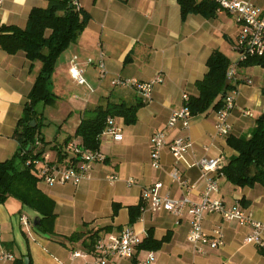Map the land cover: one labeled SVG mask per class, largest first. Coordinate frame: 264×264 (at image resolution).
<instances>
[{"label":"crops","instance_id":"0c3cea01","mask_svg":"<svg viewBox=\"0 0 264 264\" xmlns=\"http://www.w3.org/2000/svg\"><path fill=\"white\" fill-rule=\"evenodd\" d=\"M245 1L264 12V0ZM79 3L90 16L88 25L59 56L52 74V86L59 91L72 89L77 99L69 116H75L73 132L64 142L75 134L86 111L100 105H139L137 118L128 123L123 116L113 117L123 137L118 139L106 130L102 133L99 150L106 159L94 164L90 178L78 184L39 182L40 189L54 202L55 216L51 219L16 197L0 203V264L17 260L27 264V257L29 264H99L87 236L95 231L104 236L119 233L125 226H132L143 241L149 236L163 241L156 248L140 246L132 258L113 257L107 264H142L151 253L154 259L148 264H264V247L246 241L250 225L208 213L204 229L210 233L221 227L225 244L217 248L203 245L200 251L188 238L192 219L188 210L182 216L154 211L143 199L145 188L162 182V195L201 201L208 175L197 161L220 157V167L209 174L219 183L211 198L227 205L239 203L255 219L264 221V184L238 185L222 170L238 152L228 145V136L217 131V110L193 114L188 128L178 123L169 129V141L188 137L192 146L182 160H177L166 146L160 166L152 165V135L167 128L172 114L185 105L186 94L199 93L197 82L207 73V61L215 49L239 64L235 82L238 95L229 117L231 134L250 135L256 117L264 114V65L240 62V55L233 60L230 55L239 54L233 49L240 32L237 17L217 10L215 16L190 13L183 18L179 0ZM46 5V0H4L0 4V25L24 28L31 10ZM101 62L106 77L101 75ZM41 66L40 61L28 59L23 50L10 54L0 47V161L13 157L20 149L15 132ZM72 67L84 70L87 84H80L72 76ZM158 76L163 81L154 86L150 102H145L136 89L115 87L111 82L114 77L150 81ZM174 172L179 173V180L172 179ZM111 174L119 176L114 183L108 180ZM130 179L135 182L130 184ZM132 208L138 209L135 217ZM23 215L28 216V222L22 220ZM75 232L82 234L73 238ZM74 251L85 254L74 257ZM4 252L12 257L4 259Z\"/></svg>","mask_w":264,"mask_h":264},{"label":"trees","instance_id":"16d2710c","mask_svg":"<svg viewBox=\"0 0 264 264\" xmlns=\"http://www.w3.org/2000/svg\"><path fill=\"white\" fill-rule=\"evenodd\" d=\"M46 6L34 7L29 15L27 26L0 25V47L10 54L21 50L26 52L32 62L42 63L40 72L35 80L33 89L26 101L24 112L19 119L15 137L20 143L19 151L11 158L0 161V203L10 197L19 198L29 207L38 210L51 219L55 216L54 202L39 187L42 177L38 169L28 164V159L39 157L45 151L39 148L36 141L46 144L39 128L42 124L43 113L38 109L39 104L53 103L57 95L52 91V74L57 60L64 50L75 42L88 25L90 16L84 10H78L74 0H46ZM182 17L190 13H202L215 16L218 4L213 0H179ZM248 63L264 65L263 58H251ZM232 60L220 49H215L210 55L208 71L204 78L197 82V95H190L188 106L193 114L207 112L210 108L220 110L224 105V93L235 85L228 83L227 72ZM139 105L129 106L125 103L100 105L86 111V114L73 136L68 137L62 144L58 143V157L65 160L68 153L63 146L75 138L88 149L99 150L101 135L105 131L108 118L125 117L128 123L136 121ZM36 121V125L32 121ZM228 145L238 152L222 170L227 178L238 185L264 184V114L258 117L250 135H229ZM71 159H75L71 157ZM135 217L138 209L132 208ZM75 232L73 238L81 236ZM100 231L87 236L90 238V249L94 250ZM163 240L149 236L140 245L156 248ZM14 264H22L17 260Z\"/></svg>","mask_w":264,"mask_h":264},{"label":"built area","instance_id":"2783aa9c","mask_svg":"<svg viewBox=\"0 0 264 264\" xmlns=\"http://www.w3.org/2000/svg\"><path fill=\"white\" fill-rule=\"evenodd\" d=\"M4 0H0V4ZM218 4V11L225 10L235 15L240 23V32L233 45V49L240 55V62L247 61L251 58L264 59V12L252 2L245 0H213ZM74 4L78 10H81L79 0H74ZM238 63H232L227 72V81L235 85L224 93V105L217 111L216 129L219 134L229 136L232 133V124L230 123V112L236 104L238 88L236 80L238 78ZM102 77L107 76V70L104 62L100 63ZM72 76L78 80L80 84H87L84 70L78 67L71 68ZM163 81L161 76L150 81H142L138 78H122L114 77L112 85L115 87H130L136 89L145 102L153 99L154 86ZM190 95H185V105L175 111L168 121L166 129L155 132L151 137V154L152 165L159 167L161 164V154L164 147L168 146L177 160L185 158L186 153L192 146V141L188 137H177L171 141L168 140V130L175 127L178 123H182L188 128L193 115L191 108L188 106ZM250 114L249 111H246ZM113 133L118 139L123 137L122 128L115 124L114 118H108V124L105 129ZM40 140L36 141L38 147L42 146ZM64 152L68 153L65 160L59 157L49 159V154H42L39 157L28 159V164L34 165L42 180L49 185L57 183H74L78 184L82 180L92 176V168L96 162L104 161L105 155L100 150H92L82 145L79 140L71 139L63 146ZM75 159H71L74 157ZM222 159L203 157L197 164L202 167L205 174L208 175V187L203 193L201 201H194L187 196L180 198H172L162 195L159 189L163 187V183L159 182L152 187H147L143 192V199L149 203L152 210H166L177 216H182L188 210L192 216L191 230L189 240L202 251L203 245L212 248L221 247L225 244V234L221 227L215 228L212 232H207L203 227V221L208 213H219L226 220H238L243 225H250L251 232L247 235L246 241L255 243L264 247V221L257 220L248 212L241 204L235 203L227 205L220 200L211 198V193L219 189V183L216 178L209 177V174L216 171L221 164ZM119 179L117 174L108 176V180L114 183ZM174 181L180 179L178 172L172 174ZM134 179H130L129 183L133 184ZM146 208L143 207V210ZM22 220L28 222V216L23 215ZM143 243L140 234L132 227L125 226L119 233L109 235H99L95 242L94 252L97 255L99 264H107L113 257H129L135 256L136 251ZM82 251H74V257L84 255ZM4 259L11 258L10 253L2 254ZM154 259L151 253L142 264H148Z\"/></svg>","mask_w":264,"mask_h":264},{"label":"rangeland","instance_id":"374dc122","mask_svg":"<svg viewBox=\"0 0 264 264\" xmlns=\"http://www.w3.org/2000/svg\"><path fill=\"white\" fill-rule=\"evenodd\" d=\"M230 55L233 60L237 57L239 58V54L230 53ZM52 91L57 95L59 93L57 100L53 103L38 105V109L43 113L42 124L39 130L46 140V144H42V146L45 148L44 154H49V159H55L58 156L59 149L55 145L58 143L62 144L68 133L73 132L71 128L75 116L74 114L72 117L69 116H71L73 102L77 101L73 97L74 91L72 89L67 88V90L59 91L55 86H52ZM57 134L59 135L58 137H56Z\"/></svg>","mask_w":264,"mask_h":264},{"label":"water","instance_id":"95a60500","mask_svg":"<svg viewBox=\"0 0 264 264\" xmlns=\"http://www.w3.org/2000/svg\"><path fill=\"white\" fill-rule=\"evenodd\" d=\"M32 124H33V125H36V121L33 120V121H32ZM26 263L29 264V258H28V257L26 258Z\"/></svg>","mask_w":264,"mask_h":264}]
</instances>
